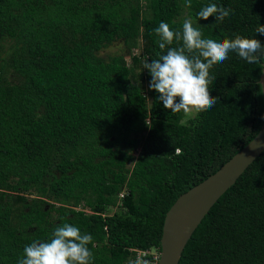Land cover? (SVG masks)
I'll return each mask as SVG.
<instances>
[{
	"label": "trees",
	"instance_id": "obj_1",
	"mask_svg": "<svg viewBox=\"0 0 264 264\" xmlns=\"http://www.w3.org/2000/svg\"><path fill=\"white\" fill-rule=\"evenodd\" d=\"M210 3L230 15L201 20ZM185 18L203 38L264 43V0H0V264H18L26 245L64 223L93 237L92 264L160 250L176 198L257 134L262 62L230 52L209 70L217 104L189 117L149 87L145 62L166 54L154 29L181 31ZM116 41L139 52L101 54ZM178 264H264V150L211 206Z\"/></svg>",
	"mask_w": 264,
	"mask_h": 264
},
{
	"label": "clouds",
	"instance_id": "obj_2",
	"mask_svg": "<svg viewBox=\"0 0 264 264\" xmlns=\"http://www.w3.org/2000/svg\"><path fill=\"white\" fill-rule=\"evenodd\" d=\"M185 5L191 7V0H185ZM229 15V9L216 3L198 12L201 20L214 17L215 23L223 22ZM154 31L159 37V48L166 49V54L151 63L146 61L144 69L149 70L152 78L149 87L160 94L158 99L173 113L191 116L217 104V98L209 91L215 80L209 70L227 60L230 52L249 64L264 62V43L259 39L236 35L218 42L203 38L190 18L183 20L181 31L172 30L166 22H160ZM256 33L264 35V26L258 24ZM174 40L182 41V46L169 47ZM90 244L95 247L90 234H82L79 227L64 223L55 228L48 241L34 240L26 245L18 264H92ZM151 249L160 252L158 248Z\"/></svg>",
	"mask_w": 264,
	"mask_h": 264
},
{
	"label": "water",
	"instance_id": "obj_3",
	"mask_svg": "<svg viewBox=\"0 0 264 264\" xmlns=\"http://www.w3.org/2000/svg\"><path fill=\"white\" fill-rule=\"evenodd\" d=\"M258 82L264 100V62ZM264 150V110L257 134L214 173L180 194L165 213L158 264H178L193 231L218 198Z\"/></svg>",
	"mask_w": 264,
	"mask_h": 264
},
{
	"label": "rangeland",
	"instance_id": "obj_4",
	"mask_svg": "<svg viewBox=\"0 0 264 264\" xmlns=\"http://www.w3.org/2000/svg\"><path fill=\"white\" fill-rule=\"evenodd\" d=\"M138 52L139 51L137 49H133L132 51H129L124 46V44L121 41H116V42L112 43L111 45H109L108 47H106L104 50H102L101 51V54L108 55V54L122 53V54L125 55V57L127 58V60H130V55L132 53H138ZM186 117H189V116H186ZM120 193H119V195H120ZM49 201H51V200L49 199ZM118 210H120V208H118V207H112L111 209H109L108 213H113L114 211H118ZM151 250H154V249H151Z\"/></svg>",
	"mask_w": 264,
	"mask_h": 264
},
{
	"label": "built area",
	"instance_id": "obj_5",
	"mask_svg": "<svg viewBox=\"0 0 264 264\" xmlns=\"http://www.w3.org/2000/svg\"><path fill=\"white\" fill-rule=\"evenodd\" d=\"M123 193H120L122 196ZM160 252L157 249L154 250H144V251H137L136 261H130V264H158Z\"/></svg>",
	"mask_w": 264,
	"mask_h": 264
}]
</instances>
